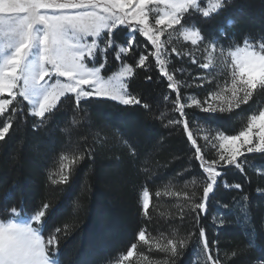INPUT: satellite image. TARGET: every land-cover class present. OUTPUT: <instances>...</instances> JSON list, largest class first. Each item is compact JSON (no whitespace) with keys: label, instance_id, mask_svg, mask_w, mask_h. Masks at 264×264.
<instances>
[{"label":"trees","instance_id":"trees-1","mask_svg":"<svg viewBox=\"0 0 264 264\" xmlns=\"http://www.w3.org/2000/svg\"><path fill=\"white\" fill-rule=\"evenodd\" d=\"M194 20L202 34L229 48L242 45L245 39L256 45L264 43V0H231L218 15H195ZM116 39L122 44L124 32L118 30ZM107 59L105 74L122 65L115 61L111 49ZM168 62L169 71H175L176 79L184 82L181 97L193 93L204 98L200 92L205 87L193 91L186 87L192 77L199 82L195 76L202 74V69L174 54ZM124 63L132 60L125 58ZM147 75L152 76L151 81L143 69H137L128 84L129 91L149 109L95 98L77 105L68 96L58 105L55 124L47 119L41 123L29 115L27 106L22 118L13 117V128L0 141L1 220L6 219L5 208L10 213L16 207L21 218H27L42 202L48 203L49 224L62 229L56 234L62 264H115L132 243H137V253L147 256L151 264H172L168 254L149 252L137 242L141 229L161 242L186 240L177 264H207L190 210L202 196L204 174L182 126L169 124L179 118L172 105L175 93L155 66ZM262 98L264 92H257L247 105L207 123V114L186 107L194 138L201 146L193 130L196 124L211 125L228 134L243 129L248 117L262 108ZM240 160L243 172L233 166L222 169L207 214L200 221L219 264L264 261V154H246ZM62 168L69 175L67 183L57 182ZM237 183L239 190L234 187ZM144 188L150 192L148 217L142 213ZM157 191L162 193L160 197L155 196ZM164 192L180 196H165ZM185 193L194 199L186 200ZM132 264L147 262L136 255Z\"/></svg>","mask_w":264,"mask_h":264},{"label":"snow or ice","instance_id":"snow-or-ice-1","mask_svg":"<svg viewBox=\"0 0 264 264\" xmlns=\"http://www.w3.org/2000/svg\"><path fill=\"white\" fill-rule=\"evenodd\" d=\"M229 3L231 0H214L207 6H202L203 0H0V55L3 56L0 60V118L4 121L0 123V141H4L13 128V117L22 118L27 106L31 109L29 115L39 118L41 123L47 119L55 124L61 98L68 96L73 97L77 105L82 100L95 98L149 109L147 103L129 91L127 81L136 75L137 69H143L145 78L151 81L152 76L147 73L155 66L167 81V88L175 93L172 105L179 118L169 120V124L182 126L204 174L202 196L199 202L190 205L198 230L197 242L207 264H219L205 227L200 223L201 217L207 214L210 194L222 177V169L233 166L243 172L241 157L264 154V108L258 114H251L238 134L213 131L209 125L203 140L216 151V157L211 159L205 157L194 138L185 108L195 107L207 114L205 123L215 122L247 105L257 92H264V43L254 47L245 39L243 47L225 53L219 39L202 34L199 27L186 25L192 22L193 13L211 18L225 10ZM154 9L162 14L153 16ZM118 30L124 32L122 44L116 39ZM172 32H179L190 45L203 48L207 60L199 64L202 70L214 71L217 59L227 65L229 75L223 84L202 100L191 98V105L182 102L181 81L176 79L175 71L168 68L172 54L182 56L176 47H169ZM166 33L168 38L163 39ZM110 49L122 67L105 79L101 72L108 64ZM98 52L101 53L99 59ZM183 55L192 63L197 62L191 52ZM125 58L132 63H124ZM199 79L203 82L207 77ZM164 99L169 97L166 95ZM132 151H135L134 145ZM68 180L69 175L62 168L57 182L67 183ZM234 187L239 190L241 185L237 183ZM4 195L7 197L8 193ZM161 195L159 191L155 193L156 197ZM163 195L180 196V193L164 192ZM185 199L194 198L185 193ZM149 207L150 192L144 188L142 213L145 217L149 215ZM49 208L48 203L42 202L26 223L19 222L21 213L16 207H12L10 213L7 208L3 210L6 219L0 220V264H62L57 255L60 241L56 235L62 229L49 224L51 215L46 216ZM136 239L149 252L168 254L172 264H177L187 245L186 240L177 238L161 242L147 234V229H141ZM134 255L142 256L151 264L147 256L137 253V243H132L116 264H132Z\"/></svg>","mask_w":264,"mask_h":264},{"label":"rangeland","instance_id":"rangeland-1","mask_svg":"<svg viewBox=\"0 0 264 264\" xmlns=\"http://www.w3.org/2000/svg\"><path fill=\"white\" fill-rule=\"evenodd\" d=\"M210 2H214V0H206L205 4L203 6H207L208 3H210ZM162 7L163 6H161V8ZM160 14H162V12L159 11V10H155V9H154V11L152 13L153 16H157V15H160ZM195 15H200V14L199 13H193L192 14V22L189 25H186V27H198L197 24L195 23V20H194L195 19ZM167 38H168V36H167V33H166V35H165V37L163 39H167ZM171 39H172V43H171V45L169 47H176L179 51H181V53H182V56L180 57L181 59L185 58V59L189 60V58L186 55H183V53L191 52L192 55L194 56V58L197 61L196 63H192L191 60H189L192 64H197L198 67H199L200 63L206 62L207 56L203 53V48L202 47L198 48L197 46L190 45L189 42L184 41L182 39V37L180 36L179 32H172ZM248 42L250 44H252L254 47H258V45H256L252 41H248ZM221 45L224 46L223 44H221ZM236 47H243V44L239 45V46L232 47V48L224 46L225 53H227L228 51L234 50ZM2 59H3V56L0 55V60H2ZM168 61H169V58H168ZM89 66H92V65L90 64ZM121 67H122V65L119 66L117 70H115L114 72H112L110 74H105L103 72L104 70H102L101 75L104 76L105 79H108L111 76H113L116 72H118ZM228 75H229V73L227 71V65L225 63H222L219 59H217V61L215 62V70L214 71L206 72V71L202 70V74H200L198 76H195L197 79H199V77H207L206 81L202 82L201 79H199V82H194L195 78L192 77L191 81H189L187 83L186 87H187V89H189L191 91H193V89H196L198 87H203V88L205 87V91H203V92L201 91L200 92L201 93L200 95L203 94L204 97H205L208 92L217 90V87L219 85H222L223 82L228 78ZM127 83H128V81H127ZM183 84H184V82L181 81V85H182L181 87L184 86ZM182 98H183V102H186L188 105H191V98H196V99H201V100L203 99V98H200V97H198L197 95H195L193 93L185 94ZM260 103H262L261 106H262V108H264V98L261 99ZM29 111H31L30 106H29ZM208 128L209 127H207L205 125L196 124V127L193 130H194V133L196 134V137H198L200 139L202 150H204L208 154V156H209L208 158L211 159V158H215L216 157V151L214 149L210 148L209 145L206 144L204 142V140H203V136L208 134ZM211 128H212L213 131L219 130V129H216L215 127H211ZM240 130H242V129H240ZM239 131H237L236 133L234 132L232 134H238ZM225 134H228V133H225ZM28 219H29V217L20 218L19 222L26 223V222H28ZM0 220H1V218H0ZM135 257H136V255H134L131 259L134 260ZM255 264H261V261L255 263Z\"/></svg>","mask_w":264,"mask_h":264}]
</instances>
